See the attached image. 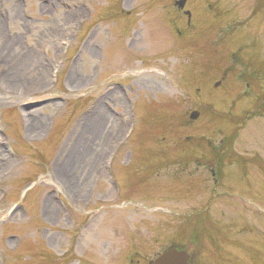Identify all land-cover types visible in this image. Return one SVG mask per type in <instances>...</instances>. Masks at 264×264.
Returning a JSON list of instances; mask_svg holds the SVG:
<instances>
[{
    "label": "rangeland",
    "instance_id": "374dc122",
    "mask_svg": "<svg viewBox=\"0 0 264 264\" xmlns=\"http://www.w3.org/2000/svg\"><path fill=\"white\" fill-rule=\"evenodd\" d=\"M187 2L0 0V264H264V0Z\"/></svg>",
    "mask_w": 264,
    "mask_h": 264
},
{
    "label": "flooded vegetation",
    "instance_id": "af4514ba",
    "mask_svg": "<svg viewBox=\"0 0 264 264\" xmlns=\"http://www.w3.org/2000/svg\"><path fill=\"white\" fill-rule=\"evenodd\" d=\"M175 0H173V2H174ZM188 0H185V5H184V7L182 8V9H177V8H174L173 9V11L175 12V13H173V17L172 18H170V20H167V19H165L166 20V22H167V24L168 25H170V26H172L173 28L174 27H176V22H175V19L177 18V19H180V21H182V28H183V30L184 29H192V28H194L195 27V25H196V22H197V18L194 16V14H193V12L191 11V10H189V8H188V6H187V4H188V2H187ZM186 11H188V13L186 14L185 12ZM177 29L175 30V32H176V35H178V34H180V27H176ZM182 31V30H181ZM237 51H239V53H240V47H239V49H237ZM230 61H231V64L227 67V68H230V67H232V63H234V62H238V63H240V60H238L237 61V59L235 58V56H234V53H231L230 54ZM213 156L212 155H210L209 157H208V161L209 160H211V162L209 163H207V165H206V167L208 168V170H209V173H210V175L212 176V178H213V176L215 177V179H219V178H221V170H222V165H221V163H220V160L219 159H221V157L217 160V161H213ZM216 159V158H215ZM217 183V182H216ZM118 188H119V186H118ZM129 195V194H128ZM192 244H193V246H192V248H190V249H186V248H182V249H185V250H187V251H189V253L191 254V256H193L194 255V247H195V242H192ZM169 246H172V247H180V246H178V245H176V244H171V245H169ZM143 259V258H142ZM141 259V260H142ZM141 260H137V262L136 263H134V264H142V262H140ZM130 262H132L133 261V259H131V260H129ZM149 262V260H147L146 262H145V264H149L148 263Z\"/></svg>",
    "mask_w": 264,
    "mask_h": 264
},
{
    "label": "water",
    "instance_id": "95a60500",
    "mask_svg": "<svg viewBox=\"0 0 264 264\" xmlns=\"http://www.w3.org/2000/svg\"><path fill=\"white\" fill-rule=\"evenodd\" d=\"M185 0H177L175 5L182 8ZM217 83L216 85H218ZM197 111H192L189 114V119L194 120L198 117ZM189 254L183 250L175 248L167 249L155 257L150 264H188Z\"/></svg>",
    "mask_w": 264,
    "mask_h": 264
},
{
    "label": "bare ground",
    "instance_id": "6f19581e",
    "mask_svg": "<svg viewBox=\"0 0 264 264\" xmlns=\"http://www.w3.org/2000/svg\"><path fill=\"white\" fill-rule=\"evenodd\" d=\"M24 61H25V60H24ZM24 61H23V62H24ZM26 61H27V60H26ZM26 61H25V62H26ZM0 65H2L1 62H0ZM5 65H6V64H5ZM10 66H12V65H10ZM17 67H18V66H17ZM15 71H16V68L13 69V68H11V67H8L7 70H5L4 72L2 71L1 73H3V75L5 76L4 79L7 78V80H11V79H10V76H11V74H14ZM99 116H101V115L99 114Z\"/></svg>",
    "mask_w": 264,
    "mask_h": 264
}]
</instances>
